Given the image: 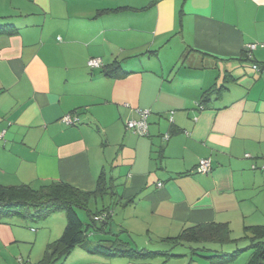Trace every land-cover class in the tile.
<instances>
[{
  "label": "crops",
  "instance_id": "1",
  "mask_svg": "<svg viewBox=\"0 0 264 264\" xmlns=\"http://www.w3.org/2000/svg\"><path fill=\"white\" fill-rule=\"evenodd\" d=\"M0 24L18 28L0 34V184L94 192L114 177L125 217L110 230L136 249L194 224L224 223L236 237L264 224V47L252 61L246 53L264 43V0H0ZM93 58L102 66L89 67ZM116 60L127 74L105 76ZM141 109L147 136L127 128ZM72 112L80 122L63 123ZM201 159L209 172L196 169ZM56 239L0 222V264H39ZM158 258L80 245L54 264Z\"/></svg>",
  "mask_w": 264,
  "mask_h": 264
},
{
  "label": "trees",
  "instance_id": "2",
  "mask_svg": "<svg viewBox=\"0 0 264 264\" xmlns=\"http://www.w3.org/2000/svg\"><path fill=\"white\" fill-rule=\"evenodd\" d=\"M17 29L12 24H0V34H14L17 32ZM257 44V47H264L261 46L264 43ZM253 50H246L247 59L251 61L253 60L251 55ZM253 68L259 70V65L253 63ZM103 74L110 77H119L126 75L127 72L122 69L120 61L116 60L112 65L105 67ZM226 80V77H224L223 84L218 86V83H215L205 91L200 101V107L206 106L212 99V95H221L223 90L227 88L225 85ZM139 118L140 115L137 119L133 120H138ZM79 122L80 117L79 121L75 124ZM149 127L150 123L148 120L147 134L141 136L149 134ZM130 130L134 131L133 129ZM134 133L140 135L136 131ZM166 135L168 136L167 138ZM169 137V133L164 134V139H169ZM3 140L4 137L0 139V146ZM113 179L115 178H106L105 175L100 177L97 189L94 192L81 190L61 180H53L39 187H33L28 184H0V222L14 217L26 221L44 222L57 212L66 213L67 224L62 235L47 244L44 258L39 264H54L58 260H64L80 245L85 246L89 252L100 253L108 257L125 256L136 259H148L164 256L165 260L163 261L166 262L172 257L183 256L173 254L171 250L136 249L130 245V242L122 239L117 233L111 232L110 227L117 203ZM107 199L111 203H108ZM92 204H94L95 208L91 207ZM81 213H84L85 218L81 216ZM91 233L95 235L101 234L102 237L92 241L88 240ZM163 240L166 243L157 242L164 244L169 242L174 245H182L185 242H208L221 245L234 244L237 248L233 252L218 251L214 254H199L194 247L191 249L194 255L197 254L205 259H210L212 264L232 263L244 251H249L250 253L246 264H264V224L244 226L242 235L238 237L234 236L232 229L224 223L194 224L184 228L178 235L167 237ZM239 243L246 244L243 247H238ZM193 259L194 256L192 255L191 260Z\"/></svg>",
  "mask_w": 264,
  "mask_h": 264
},
{
  "label": "rangeland",
  "instance_id": "3",
  "mask_svg": "<svg viewBox=\"0 0 264 264\" xmlns=\"http://www.w3.org/2000/svg\"><path fill=\"white\" fill-rule=\"evenodd\" d=\"M96 130L98 131V127L95 125ZM108 200V199H107ZM109 201V200H108ZM101 203V202H100ZM99 203V204H100ZM92 208H95L94 204L91 205ZM114 223L117 227L118 224L122 223L125 215L123 214L120 207L118 208V205H115L114 208ZM83 218L84 215H81ZM14 221L18 223V225L21 226V229L24 231H27L29 233L36 234V232L41 231V234L46 233L47 237L49 238H59L67 224V216L65 212H57L54 216L52 215L49 217L45 222H34V221H24L21 219H15ZM57 232V233H56ZM53 236V237H52ZM97 239V236L95 234H90L88 240H95ZM154 246H150L151 250H171L173 254L183 255V256H175L170 258L167 262L163 261L165 260L164 256H159V261L163 264H212V261L210 259H205L197 254H193L191 248L197 249L199 254H214L218 251L220 252H233L237 246L234 244H212V243H189L185 242L184 244L174 245L167 242V244L164 243H156L154 242ZM246 243H239L238 247L245 246ZM207 249H205V248ZM216 250V251H215ZM249 251H244L242 254L238 256V258L229 264H246L248 257H249ZM194 256V259L191 260V256Z\"/></svg>",
  "mask_w": 264,
  "mask_h": 264
},
{
  "label": "built area",
  "instance_id": "4",
  "mask_svg": "<svg viewBox=\"0 0 264 264\" xmlns=\"http://www.w3.org/2000/svg\"><path fill=\"white\" fill-rule=\"evenodd\" d=\"M257 43H251L249 45H247V50L251 51L253 50L254 48L257 47ZM261 46H264V44H261ZM88 65L92 68H95V67H101L102 66V60L99 59V58H93L91 60L88 61ZM255 68H257L255 66ZM150 114V111L147 110V109H141L139 110V115H140V118L138 120H130L127 122V126L128 128L130 129H133L134 131L138 132L140 135H145L147 134V131H148V116ZM61 121L63 123H66V124H75L79 121V117L77 115V113L73 112V113H68V114H65L62 118H61ZM5 135V131H0V139H2ZM168 136L166 135V138ZM250 154H246V157H249ZM211 169V161L210 159H201L198 163V166H197V170L199 172H209ZM161 185V183L159 184ZM97 219H99L97 217Z\"/></svg>",
  "mask_w": 264,
  "mask_h": 264
}]
</instances>
